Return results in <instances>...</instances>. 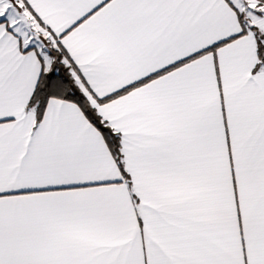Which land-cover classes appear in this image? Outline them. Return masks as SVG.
<instances>
[{"label": "snow or ice", "instance_id": "6c2138e0", "mask_svg": "<svg viewBox=\"0 0 264 264\" xmlns=\"http://www.w3.org/2000/svg\"><path fill=\"white\" fill-rule=\"evenodd\" d=\"M0 264H264V0H0Z\"/></svg>", "mask_w": 264, "mask_h": 264}]
</instances>
